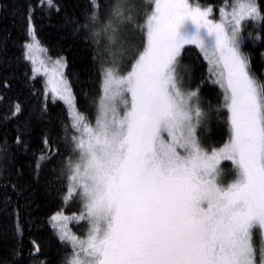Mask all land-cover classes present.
<instances>
[{"label": "snow or ice", "instance_id": "1", "mask_svg": "<svg viewBox=\"0 0 264 264\" xmlns=\"http://www.w3.org/2000/svg\"><path fill=\"white\" fill-rule=\"evenodd\" d=\"M37 11L61 16L98 64L99 89L85 94L93 119L77 104L64 58H49L51 100L63 102L67 118L63 135H45L31 164L35 179L47 174L60 187L63 203L78 202L72 219L84 222L86 234L70 231V218L57 212L48 223L58 259L35 240L25 256L17 207L12 228L20 240L0 264H264V71L257 75L244 51L246 39L264 47V4L224 0L217 19L198 0H87L79 9L35 0L23 45L34 74L35 53L44 51ZM187 46L207 65L195 86ZM209 82L222 90L229 129L223 147L210 150L199 136L211 111L202 106L201 84ZM21 113L14 104L5 119ZM13 144L0 141V178L27 200L31 184L14 153L30 146L20 134ZM222 161L234 166L231 182L222 179ZM5 201L11 206V196Z\"/></svg>", "mask_w": 264, "mask_h": 264}, {"label": "trees", "instance_id": "2", "mask_svg": "<svg viewBox=\"0 0 264 264\" xmlns=\"http://www.w3.org/2000/svg\"><path fill=\"white\" fill-rule=\"evenodd\" d=\"M202 6H212L214 15L218 19V9L224 0H198ZM264 4V0H259ZM35 0H0V141L7 139L13 144L14 137L20 134L29 144V150L23 149L14 153L18 165H22L25 177L31 184L29 192L18 197L11 189H5V180L0 178V260L9 256V248L16 245L20 238L13 233V209L19 208L20 222L23 226L22 246L25 256L32 247L31 241L40 243L42 252L51 259H58L59 243L52 233L48 218L63 212L66 215L79 213L78 202H62L59 186L48 182L47 174L35 179L32 175L31 164L33 153L42 148L45 135L52 140L62 136V122L67 118L65 105L52 102L45 98L44 81L42 77H33L31 64L24 59L23 45L28 41L26 8L34 4ZM61 5H73L77 9L85 6L87 0H59ZM33 25L39 43L52 58L63 57L67 67L66 77L73 86L77 104L81 111H86L94 119V108L85 94L94 96L99 89L98 64L93 61L94 50L80 39L72 36L70 28L63 24L61 16L37 11L33 14ZM248 31H253L249 28ZM184 58V63L192 68L190 83L200 84L206 76L207 65L199 56V50L194 46ZM244 51L252 60L253 71L260 75L264 71V47L258 41L246 39ZM199 57V59L197 58ZM202 106L211 110L209 119L199 132L202 144L209 150L220 148L229 138L227 112L222 107V90L211 84H201ZM19 104L22 113L15 121H7L6 113ZM45 104L47 111H44ZM222 179L231 182L234 166L229 161L221 163ZM15 176L11 177V181ZM11 196L12 204L5 201V195ZM5 234L7 239H5ZM258 241V237H257Z\"/></svg>", "mask_w": 264, "mask_h": 264}, {"label": "rangeland", "instance_id": "3", "mask_svg": "<svg viewBox=\"0 0 264 264\" xmlns=\"http://www.w3.org/2000/svg\"><path fill=\"white\" fill-rule=\"evenodd\" d=\"M219 19V18H218ZM30 41V37L28 38V41ZM40 44V43H39ZM41 48L44 49V51H37L35 53L36 55V58H37V64H36V68L38 69V71L34 74L33 71H32V75L33 77H42L43 78V81H44V89H45V92L47 91L48 92V96L51 98V92H50V89H49V86L47 85V79L48 77L45 75V71L44 69L45 68H48V69H51L52 67V64L51 62L49 61V58H51V61H54L56 60L57 58H52L48 55L46 49L40 44ZM60 58V57H58ZM43 60L45 61V64L44 66H41V63L40 61ZM29 62V61H28ZM30 63V62H29ZM31 64V63H30ZM33 68V65L31 64V69ZM66 69V68H65ZM65 69H63L64 71V75L66 76L65 74ZM59 101V100H58ZM62 102V101H60ZM63 103V102H62ZM66 107V106H65ZM223 147V146H222ZM224 162V161H222ZM221 162V163H222ZM230 162V161H229ZM64 214V213H63ZM79 213H72V214H69V215H66L68 216L70 219L68 221V228L70 229V231L74 232L76 235L78 236H81V237H84L85 234H86V228L85 227H82L81 225L84 223V222H77L75 219H72V217H74V215H78Z\"/></svg>", "mask_w": 264, "mask_h": 264}]
</instances>
